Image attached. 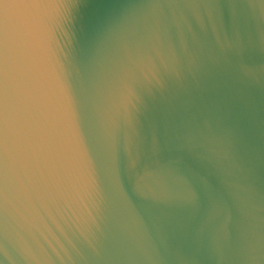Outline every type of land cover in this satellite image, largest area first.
I'll return each instance as SVG.
<instances>
[{
  "label": "water",
  "instance_id": "1",
  "mask_svg": "<svg viewBox=\"0 0 264 264\" xmlns=\"http://www.w3.org/2000/svg\"><path fill=\"white\" fill-rule=\"evenodd\" d=\"M0 264H264V0H0Z\"/></svg>",
  "mask_w": 264,
  "mask_h": 264
}]
</instances>
